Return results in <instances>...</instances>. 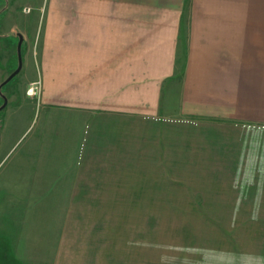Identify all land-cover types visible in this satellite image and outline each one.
Instances as JSON below:
<instances>
[{
	"label": "crops",
	"instance_id": "0c3cea01",
	"mask_svg": "<svg viewBox=\"0 0 264 264\" xmlns=\"http://www.w3.org/2000/svg\"><path fill=\"white\" fill-rule=\"evenodd\" d=\"M209 1L0 0V115L41 81L69 154L42 162L63 177L54 198L108 199L175 153L199 192H245L264 214V15Z\"/></svg>",
	"mask_w": 264,
	"mask_h": 264
},
{
	"label": "rangeland",
	"instance_id": "374dc122",
	"mask_svg": "<svg viewBox=\"0 0 264 264\" xmlns=\"http://www.w3.org/2000/svg\"><path fill=\"white\" fill-rule=\"evenodd\" d=\"M203 1L207 11L212 2ZM235 1L223 8L226 14L264 15V0ZM40 94L41 88L0 115L6 113L0 129V264H264L262 210L245 192H199L211 185L196 184L194 163L183 166L181 154L173 153L166 166L142 159L140 169H126L135 174L123 185L109 184L108 199L54 198L52 189L63 177L42 162L57 166L69 154L52 135L51 111L40 105Z\"/></svg>",
	"mask_w": 264,
	"mask_h": 264
},
{
	"label": "built area",
	"instance_id": "2783aa9c",
	"mask_svg": "<svg viewBox=\"0 0 264 264\" xmlns=\"http://www.w3.org/2000/svg\"><path fill=\"white\" fill-rule=\"evenodd\" d=\"M40 88H41V81H39V82H37V83L34 84L33 88H31L29 90L28 95L29 96H35V95H37L38 92L40 93Z\"/></svg>",
	"mask_w": 264,
	"mask_h": 264
},
{
	"label": "water",
	"instance_id": "95a60500",
	"mask_svg": "<svg viewBox=\"0 0 264 264\" xmlns=\"http://www.w3.org/2000/svg\"><path fill=\"white\" fill-rule=\"evenodd\" d=\"M22 40V39H21ZM20 70H21V67H19V69L16 71V72H14L10 77H9V79H8V82L12 79V78H14L19 72H20ZM7 105V101L5 100V104H4V107Z\"/></svg>",
	"mask_w": 264,
	"mask_h": 264
}]
</instances>
